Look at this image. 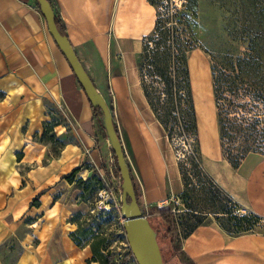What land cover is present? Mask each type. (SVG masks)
Segmentation results:
<instances>
[{
  "label": "crops",
  "instance_id": "obj_1",
  "mask_svg": "<svg viewBox=\"0 0 264 264\" xmlns=\"http://www.w3.org/2000/svg\"><path fill=\"white\" fill-rule=\"evenodd\" d=\"M53 5L113 113L141 209L174 200L183 189L178 162L164 155L156 121V128L148 126L150 109L137 65L154 27V6L148 0H53ZM52 118L54 138L41 139ZM97 119L37 0H0V264H86L91 257L90 247L70 237L77 228L70 217L84 203L80 189L63 176L87 163L92 167L83 165L79 177L95 172L113 181L108 168L114 155ZM211 133L199 141L203 168L264 219V155L250 153L234 167L223 156L219 135L215 142ZM180 245L190 264H264L262 232L229 235L206 222Z\"/></svg>",
  "mask_w": 264,
  "mask_h": 264
},
{
  "label": "rangeland",
  "instance_id": "obj_2",
  "mask_svg": "<svg viewBox=\"0 0 264 264\" xmlns=\"http://www.w3.org/2000/svg\"><path fill=\"white\" fill-rule=\"evenodd\" d=\"M183 1H154L156 12L163 13L164 28L171 26L172 23L168 20L171 6L181 8ZM197 1L193 33L182 23L176 25L179 28L176 31L179 43L184 45L191 41L190 47L184 45L185 50L181 52L180 47L176 45V49L170 47V50L163 53V47L154 44L153 38L158 35L153 31L149 37L151 40L144 41L147 50L139 59L141 85L149 92L147 105L150 111L147 116L145 113L148 126L154 129L152 122L156 121L155 124L160 130L157 133L158 142L164 155L179 163L182 182L188 188L185 195L179 194L164 206L155 207H171L176 214L174 247L170 238L162 231L163 227L158 225V220L150 218L158 231L157 241L165 264H190L181 253V237L190 226L198 222L214 223L229 235L236 233L233 231L236 220L232 216L215 213L220 210L222 203L228 204L237 218L244 216L243 223H251L249 229L240 232L264 233V220L252 216V211L237 201L228 203L224 194L218 191L206 173L201 170L194 135L192 102L186 89L185 76V63L188 58L198 139L201 143L210 130L211 140L216 139L217 142L220 131L225 156L229 160L236 162L238 157L251 150H258L264 154V137L256 139L251 135L247 136L246 133L249 134V131L244 129L246 132L244 133L232 125L235 118L251 120L257 116L260 119L259 127L264 126V99L257 97L260 83L261 88H264V72L259 74L254 63L258 55H261L264 62V0ZM157 51L160 53H156ZM194 59L199 60L202 65L199 71ZM210 64L214 70L216 69L217 76H220V70L227 75L232 88L230 91L225 85L226 81L221 79L220 82L223 83L215 91L214 101ZM261 65L264 69V63ZM161 71L171 76L170 83L167 78L164 82V77L159 75ZM54 120L55 118L52 121ZM57 120L61 121V118ZM237 122H240L239 119ZM53 133L55 134L54 127ZM207 144L210 145V141ZM115 164L117 165L116 160ZM82 165L92 167L87 163ZM100 178L103 184L109 182L105 176ZM95 192L96 190L92 193L85 191V197L81 201L84 203L82 214L75 218L77 238L82 245L90 247L91 256L95 257V261L88 264H101L107 256L113 257L112 264H137L133 256L127 261L124 260V255L130 248L121 214L118 217L115 211L107 213L96 208L92 210L95 206ZM25 229L27 227L21 228V231ZM14 245L15 243L13 247ZM13 254H16L15 251ZM14 256H10L9 262L13 261Z\"/></svg>",
  "mask_w": 264,
  "mask_h": 264
},
{
  "label": "trees",
  "instance_id": "obj_3",
  "mask_svg": "<svg viewBox=\"0 0 264 264\" xmlns=\"http://www.w3.org/2000/svg\"><path fill=\"white\" fill-rule=\"evenodd\" d=\"M48 1L50 2V4L52 5V7L54 9L53 0H48ZM148 1L150 2L151 5L154 6V4H155L154 1L155 0H148ZM197 2H198L197 0H184L182 2V4H181V8H178L175 5H172L171 6V12L169 13V17H168L169 22L171 21L172 23L170 24L171 26H169L167 28H164V26L162 25L163 21H164V19L162 18L163 13H159V12L155 13L156 16H155V21H154V27H153L151 32L154 31L158 35V36H156V38H153L154 39L153 41H154V44L157 47H163V49H162L163 53H165L166 51L170 50V47H174L176 49V45H177V47H180L181 52H184V50H185L184 49V45L190 47L191 41H187L186 44H184V45L179 43L180 40L176 37V31L179 28L176 25H177V23H182V24H184V26L186 28H188L189 30L191 29L190 31H191V33H193L192 32V25L195 24L193 18L197 17V10H196V8L198 6ZM37 6L39 7L38 3H37ZM55 21H56V24H57V27H58L59 31L63 35H66L65 32L63 31V29L60 26V20H59L58 15L56 13H55ZM149 37H150V34H148L144 38L142 50L140 51V53L137 56L138 69L141 67V62H140L139 59L142 56V54L147 50V47H146V44H144V41L146 39L151 40V39H149ZM156 53H160V51H157ZM254 63L256 64L257 72L259 74L264 72V69H262V65H261V63H264L261 60V55L256 56ZM159 73H160L159 74L160 76L164 77L163 78L164 82L166 81V78H167L168 79L167 81L170 83L169 80L171 79V76L165 75V73L163 71H161ZM215 73H216V69L214 70L213 66L210 64V76H211V86H212V93H213L212 94L213 95V101L216 98V92L215 91H217V88L219 86H221V84L223 83V82H220L221 79L223 81H226V84H225L226 87L230 91H232L231 90L232 89L231 88V83H230V80L227 79V75L225 73L221 72V70H220V76H217ZM185 76L187 78V87H186V89H187V91L189 93V97H190L191 102H192V109H193L192 117H193V124H194L193 127H194L195 141H196V150H197V153L199 154V157H200V168H201L202 171H204L206 173V175L208 176L209 180L212 181L214 186H216V188H218V191L224 194V196L226 197L227 202L231 203L232 201H234V203H235V200L228 193H226V191H224L221 187H219L216 184V182L210 177V175L205 171V169L202 166L201 149H200V144H199V139H198L197 122H196V116H195V112H194L193 96H192L191 83H190V72H189V67H188V58H186V63H185ZM142 88H143L144 94H145V96H146V98L148 100L149 92L145 88V86L142 85ZM257 92H258L257 97L259 99H264V88H261V83H260V87H259ZM92 108L94 110V113L96 114V117L98 118L97 120L100 122V126H101L102 130H104V128L102 126V123H101L102 112H101L100 108L98 106H92ZM112 117H113L115 130H116V132L118 134V129H117V126H116L115 121H114L113 113H112ZM236 119L237 120L239 119L240 122H237ZM52 120H53V118L44 125V130H43V132H42V134L40 136L41 139H46V138L47 139H53L54 138L53 127L56 125V122L55 121L53 122ZM259 122H260V119L257 116L253 117L251 120H244V118H235L232 121V125L234 126V128L236 130H239V131L243 130V132H244V129H245V130L249 131V134L244 132V133H246L247 136L251 135V136L255 137L256 139H260L261 137H264V126L259 127V125H258ZM218 135H219V142H220V146H221V149H222L223 156L234 167H237L239 165L240 161L246 155H248L250 153H258V154L264 155L261 152H259L258 150L257 151L251 150V151H248L247 153H245L243 156L238 157L236 162H233V161L229 160V158H227L225 156V150H224V147H223V144H222V138H221L220 131H218ZM118 136H119V134H118ZM113 155H114V153H113ZM114 158L116 160L115 155H114ZM125 159H126V156H125ZM82 166L78 165V166L74 167L70 172H68L67 174H65L63 176V178L66 179L69 183L73 182L74 186L76 188L80 189V193L78 195V200L79 201H82V198L85 197V195H84L85 191H88L89 193H92V192H94L96 190V192H95V195H96L97 191L101 187L104 186L100 176L97 173H95V172L90 177L85 178V179H83L82 177L76 176V175H78V172L82 169ZM179 167H180V165L178 163V168ZM129 169H130V167H129ZM179 171H180V168H179ZM180 173H181V171H180ZM130 176H131L132 181H133L136 198L139 201L140 194L137 191V188H136V186L134 184V179L132 177L131 170H130ZM106 177L108 178V175ZM183 187L184 188L179 193L181 196L185 195V192H188V188L186 187V185H184V183H183ZM128 200H129V198H128ZM33 204L34 205H38V196L34 197ZM94 205H95V203H94ZM95 208H96V206H94L92 208V210L95 209ZM99 210H100V212H107V213L111 212V211H115L117 213V216L118 217L120 216V212L115 207H111L110 209L101 208ZM217 212H219L221 214H227L229 216H232V218H234L236 220L235 223H234L235 228L233 230L236 233L232 234V235L246 233V232H240V231L250 228L249 225L251 223L250 222L243 223L245 221L244 216L237 218L236 214H234V212L232 211V208L230 206H228V204H226V203H222L221 206H220V210L216 211L215 213H217ZM81 214H82V210H77L76 212H74L72 214V216L70 217V220L72 222H75V218L77 216H80ZM144 214L148 218V220H149V222H150V224H151V226L153 228H155V227L152 224V222L150 221V218L154 217V218H156L158 220L157 221L158 225L163 227L162 231L164 232V234L166 236H168L170 238V242H171L172 246L174 247L175 231H176V214H175L174 210H172L171 207L155 208L152 211L144 212ZM251 215L256 217V218L262 219L260 216H258L254 212H251ZM262 220H264V219H262ZM202 223H206V222H198V223L190 226V228L187 229L184 232V234L182 235L181 240H182V238L185 235H187L190 231H192L197 225L202 224ZM247 232H252V231H247ZM70 237L76 243V245L81 246V247L85 246V245H82L80 240L77 238V236L75 234V230L70 232ZM131 257H132V253H131V250L129 249L126 252V254L124 255V260L127 261ZM90 261H95V257L91 256L90 258H88L86 260V264H88ZM112 262H113V257L112 256H107L105 258V261L103 263H101V264H112Z\"/></svg>",
  "mask_w": 264,
  "mask_h": 264
},
{
  "label": "water",
  "instance_id": "obj_4",
  "mask_svg": "<svg viewBox=\"0 0 264 264\" xmlns=\"http://www.w3.org/2000/svg\"><path fill=\"white\" fill-rule=\"evenodd\" d=\"M37 3L46 20L49 33L70 64L78 83L92 106H98L102 112L101 123L111 150L116 157L117 169L120 175V214L132 256L137 264H164L157 241L158 231L151 226L136 198L130 169L126 163L121 139L114 127L110 107L78 59L67 36L59 31L55 21V12L50 2L48 0H37Z\"/></svg>",
  "mask_w": 264,
  "mask_h": 264
},
{
  "label": "built area",
  "instance_id": "obj_5",
  "mask_svg": "<svg viewBox=\"0 0 264 264\" xmlns=\"http://www.w3.org/2000/svg\"><path fill=\"white\" fill-rule=\"evenodd\" d=\"M114 160V159H113ZM113 166H109L108 173L113 181L105 182L104 186L101 187L97 193L95 198V206L97 209L105 208L110 209L111 207H115L120 212V194H121V181L119 172L114 174V166L117 167L115 164V160L113 161ZM165 205L164 203L159 204L158 206L161 207ZM144 212V211H143Z\"/></svg>",
  "mask_w": 264,
  "mask_h": 264
},
{
  "label": "bare ground",
  "instance_id": "obj_6",
  "mask_svg": "<svg viewBox=\"0 0 264 264\" xmlns=\"http://www.w3.org/2000/svg\"><path fill=\"white\" fill-rule=\"evenodd\" d=\"M196 62V66H197V69H198V71L201 69V67H202V65H200V61L199 60H197V59H195L194 60V63ZM200 75H201V72H200ZM200 77V76H199ZM201 77H202V75H201ZM202 80H204V78H202ZM201 80V81H202Z\"/></svg>",
  "mask_w": 264,
  "mask_h": 264
}]
</instances>
